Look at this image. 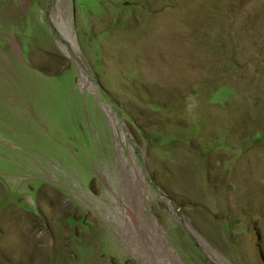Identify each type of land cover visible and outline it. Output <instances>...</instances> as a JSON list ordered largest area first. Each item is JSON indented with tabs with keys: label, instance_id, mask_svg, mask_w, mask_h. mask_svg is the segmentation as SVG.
<instances>
[{
	"label": "rangeland",
	"instance_id": "1",
	"mask_svg": "<svg viewBox=\"0 0 264 264\" xmlns=\"http://www.w3.org/2000/svg\"><path fill=\"white\" fill-rule=\"evenodd\" d=\"M0 264H264V0H0Z\"/></svg>",
	"mask_w": 264,
	"mask_h": 264
},
{
	"label": "bare ground",
	"instance_id": "2",
	"mask_svg": "<svg viewBox=\"0 0 264 264\" xmlns=\"http://www.w3.org/2000/svg\"><path fill=\"white\" fill-rule=\"evenodd\" d=\"M122 167H123V166H122ZM115 190L118 192V194H119V193H121V195L124 194V191H121V192H120V191L117 190L116 188H115ZM120 190H121V189H120ZM112 191H113V190H112ZM112 191H110V192L112 193ZM113 194H114V193H113ZM122 196H124V195H122ZM111 197L113 198V197H115V195H112ZM117 200H118V199H117ZM115 201H116V200H115ZM114 205H115V204H114ZM120 205H121V204H120ZM113 214H114V213H113ZM131 215H132V213H131ZM122 218H123V217H122ZM132 218H133V219H136V218L134 217V214L132 215ZM130 220H131V218H130ZM123 222H124V221H123ZM132 223H133V222H132ZM136 224H138V223H136Z\"/></svg>",
	"mask_w": 264,
	"mask_h": 264
}]
</instances>
